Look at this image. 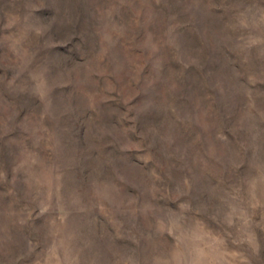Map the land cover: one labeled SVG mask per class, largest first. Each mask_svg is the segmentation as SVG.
<instances>
[{"label": "rangeland", "instance_id": "rangeland-1", "mask_svg": "<svg viewBox=\"0 0 264 264\" xmlns=\"http://www.w3.org/2000/svg\"><path fill=\"white\" fill-rule=\"evenodd\" d=\"M0 264H264V0H0Z\"/></svg>", "mask_w": 264, "mask_h": 264}]
</instances>
